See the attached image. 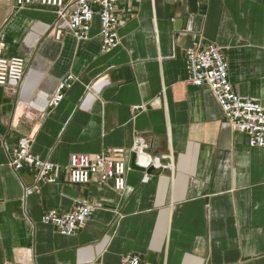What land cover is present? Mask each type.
I'll use <instances>...</instances> for the list:
<instances>
[{"label":"crops","instance_id":"obj_1","mask_svg":"<svg viewBox=\"0 0 264 264\" xmlns=\"http://www.w3.org/2000/svg\"><path fill=\"white\" fill-rule=\"evenodd\" d=\"M117 13L120 46L104 54L98 17L79 42L54 8L0 0L3 54L26 63L21 83L0 87V264H264V148L187 83L186 54L194 38L219 46L235 93L264 107V0H121ZM138 137L160 161L152 174L132 167ZM23 138L56 168L29 194L35 171L10 167ZM115 149L131 168L122 194L70 183L73 154ZM81 205L92 216L72 237L42 223Z\"/></svg>","mask_w":264,"mask_h":264},{"label":"built area","instance_id":"obj_2","mask_svg":"<svg viewBox=\"0 0 264 264\" xmlns=\"http://www.w3.org/2000/svg\"><path fill=\"white\" fill-rule=\"evenodd\" d=\"M121 0H17L20 8L42 5L55 9L56 25L65 23L68 31L79 41L90 40V31L95 17L99 18L101 52L110 53L120 46L118 35L119 15L117 9ZM61 32L58 31V37ZM5 43L0 41V87L12 89V83H21L26 74V63L23 58L4 56ZM187 65L189 77L187 83L196 87H208L214 94L224 115L238 133L248 135L250 146L264 148V107L253 98L235 93L229 80V67L224 54L216 44H204L194 38L187 48ZM73 76L63 80L51 100L52 107H58L64 100L65 91L71 87ZM148 145L142 138H136L131 153L136 157V166L149 169L161 166L158 159H154L146 152ZM124 149L113 152L90 154H73L70 157L69 181L74 185H88L97 183L104 186L113 182L116 192L123 193L127 187V174L130 166L119 158ZM10 167L14 171L30 168L36 173V185L26 189L27 193L39 191V184H53L57 182L55 165L37 157L31 142L27 138L21 139L11 152ZM93 209L88 205H81L68 212L50 210L42 217V223L52 226L57 233L64 237L74 236L78 230L84 228L92 216ZM5 264H12L7 262ZM119 264H148L139 256L124 255Z\"/></svg>","mask_w":264,"mask_h":264},{"label":"water","instance_id":"obj_3","mask_svg":"<svg viewBox=\"0 0 264 264\" xmlns=\"http://www.w3.org/2000/svg\"><path fill=\"white\" fill-rule=\"evenodd\" d=\"M184 20H186V19H184ZM131 164H132L133 169H135V170L143 171V172H146L147 174H152V172H153V169H149V170H146V171H145L144 169H142V168L136 166V157H135L134 155H133V157H132V162H131Z\"/></svg>","mask_w":264,"mask_h":264}]
</instances>
